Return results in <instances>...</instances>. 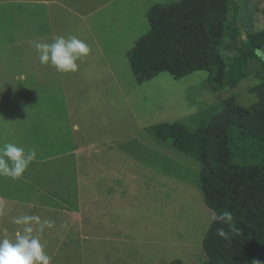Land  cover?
<instances>
[{"label":"rangeland","instance_id":"obj_1","mask_svg":"<svg viewBox=\"0 0 264 264\" xmlns=\"http://www.w3.org/2000/svg\"><path fill=\"white\" fill-rule=\"evenodd\" d=\"M177 1L0 0V147L12 143L37 153L34 168L20 179L0 177V206L5 210L0 230L7 219L12 224L15 217L33 215L38 203L45 202L31 183L47 188L52 195L46 202L55 210L54 205L68 203L67 198L77 201L78 196L85 206L96 197L94 189L101 192L107 182L109 191L118 186L115 192L123 191V209L114 221L122 226L124 248L116 259L107 255L99 261V255H92L90 264L208 260L203 242L215 214L198 182L201 161L195 152L180 151L148 127L187 120L234 95L244 105L255 102L248 90L264 80V56L252 53L257 41L245 26L253 23L248 21L253 12L258 18L264 15V0H251L249 7L247 0H229L227 34L220 47L229 87L209 91L205 71L182 79L161 73L140 85L129 52L154 26L152 7ZM73 35L91 49L77 61L76 72L64 74L50 62L40 63L35 43ZM89 147L102 153L81 149ZM88 159L96 168H86ZM33 235L50 248L39 231ZM55 250L50 264L74 254L66 247Z\"/></svg>","mask_w":264,"mask_h":264},{"label":"trees","instance_id":"obj_2","mask_svg":"<svg viewBox=\"0 0 264 264\" xmlns=\"http://www.w3.org/2000/svg\"><path fill=\"white\" fill-rule=\"evenodd\" d=\"M150 12L154 26L129 52L140 85L161 73L182 79L205 71L209 91L230 86L220 49L227 34L229 0H179L156 4ZM248 21L255 24L245 26L257 41L252 53L264 51V30H259L264 15L258 18L253 12ZM248 92L255 95L254 103L244 105L240 95H234L187 120L148 127L180 151L197 154L205 204L215 215L232 213L231 221H213L210 226L203 242L208 257L204 264L264 262V80ZM218 228L227 239L217 234Z\"/></svg>","mask_w":264,"mask_h":264},{"label":"crops","instance_id":"obj_3","mask_svg":"<svg viewBox=\"0 0 264 264\" xmlns=\"http://www.w3.org/2000/svg\"><path fill=\"white\" fill-rule=\"evenodd\" d=\"M21 79H24L23 76ZM81 149L83 152L93 150L95 151L94 154L102 153L97 147ZM103 159L105 160L107 158L103 156ZM36 162L37 161L34 160L28 168H34L33 165ZM99 165H102V162ZM96 166L97 164H90L89 159L87 160L86 168H96ZM31 186L38 191L36 196L45 195L43 198L45 202L42 204L38 203L39 209L33 215L39 216L41 220L48 219L55 221V226L53 228H45L42 233L39 232L41 237L50 242V248H44L48 256L56 251L55 248L60 250L66 247L74 254L64 255L63 258L60 259V264H90L88 261L93 262L92 257L94 255H99L100 261L107 255H111L116 259L122 254V248H124L120 237L122 226L120 222L116 223L114 221L116 213L118 212V215H120L123 209L121 205L124 197L123 191L120 188L118 192H115L119 186L114 190L111 188V192L106 182L100 189L101 192L94 189L93 194H95L96 197L85 202V206L79 196L77 201H73L72 199H68V195L65 194L64 199L67 198L68 203L63 202L61 204V202H58V204L61 205L59 207L54 205L55 210L52 204L46 202L49 201L48 197L52 195L46 192L47 188H39L36 185L34 186L33 183H31ZM113 192L115 194L114 196L112 195ZM36 200H38V198ZM60 200L62 199L60 198ZM52 203L54 204L56 202ZM7 221H9V219H7ZM7 221L3 229L0 230V236L14 240L15 233L21 231L22 227L14 223H12L14 225L9 224L10 221L8 223ZM65 224L67 227H64ZM67 235H69L68 240L66 239Z\"/></svg>","mask_w":264,"mask_h":264},{"label":"clouds","instance_id":"obj_4","mask_svg":"<svg viewBox=\"0 0 264 264\" xmlns=\"http://www.w3.org/2000/svg\"><path fill=\"white\" fill-rule=\"evenodd\" d=\"M35 49L39 54L42 65L49 62L58 72L68 74L78 70L77 61H82L90 54L89 45L77 36L56 37L51 44L35 43ZM257 56H264V51L256 50ZM154 135V134H153ZM155 136V135H154ZM36 150L18 147L12 143H6L0 147V177L12 180L20 179L29 165L36 160ZM5 215L3 206H0V216ZM214 221H231L232 213L223 210L213 216ZM13 223L22 227L21 231L15 233V239H0V264H50L51 257L44 251L40 238L33 235L34 231L42 233L45 228H53L54 220H41L36 215H24L13 218ZM32 225L38 226L35 228ZM64 227H67L65 224ZM217 234L227 239L223 228L217 229Z\"/></svg>","mask_w":264,"mask_h":264}]
</instances>
